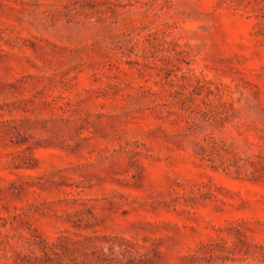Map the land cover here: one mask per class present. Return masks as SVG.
<instances>
[{
  "label": "rangeland",
  "instance_id": "374dc122",
  "mask_svg": "<svg viewBox=\"0 0 264 264\" xmlns=\"http://www.w3.org/2000/svg\"><path fill=\"white\" fill-rule=\"evenodd\" d=\"M0 264H264V0H0Z\"/></svg>",
  "mask_w": 264,
  "mask_h": 264
}]
</instances>
